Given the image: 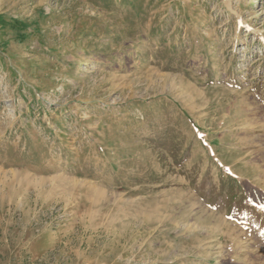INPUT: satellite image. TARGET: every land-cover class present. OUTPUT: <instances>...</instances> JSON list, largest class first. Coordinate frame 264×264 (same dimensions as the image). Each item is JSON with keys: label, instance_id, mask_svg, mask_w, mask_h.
<instances>
[{"label": "rangeland", "instance_id": "1", "mask_svg": "<svg viewBox=\"0 0 264 264\" xmlns=\"http://www.w3.org/2000/svg\"><path fill=\"white\" fill-rule=\"evenodd\" d=\"M0 264H264V0H0Z\"/></svg>", "mask_w": 264, "mask_h": 264}, {"label": "bare ground", "instance_id": "2", "mask_svg": "<svg viewBox=\"0 0 264 264\" xmlns=\"http://www.w3.org/2000/svg\"><path fill=\"white\" fill-rule=\"evenodd\" d=\"M64 85H66V83L68 82V78L66 77V80H65V78H64Z\"/></svg>", "mask_w": 264, "mask_h": 264}]
</instances>
